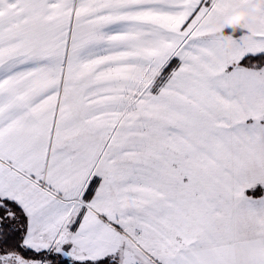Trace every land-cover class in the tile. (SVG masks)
I'll return each mask as SVG.
<instances>
[{
  "label": "snow or ice",
  "instance_id": "obj_1",
  "mask_svg": "<svg viewBox=\"0 0 264 264\" xmlns=\"http://www.w3.org/2000/svg\"><path fill=\"white\" fill-rule=\"evenodd\" d=\"M0 0V264H264V9Z\"/></svg>",
  "mask_w": 264,
  "mask_h": 264
},
{
  "label": "clouds",
  "instance_id": "obj_2",
  "mask_svg": "<svg viewBox=\"0 0 264 264\" xmlns=\"http://www.w3.org/2000/svg\"><path fill=\"white\" fill-rule=\"evenodd\" d=\"M261 9H264V0H249L248 6L233 11L224 18L223 23L217 25L218 31L224 36L226 48L233 46V36L236 33H243L246 41L256 35V22L260 17L254 10L258 12Z\"/></svg>",
  "mask_w": 264,
  "mask_h": 264
}]
</instances>
